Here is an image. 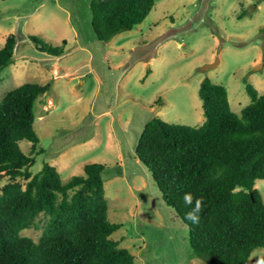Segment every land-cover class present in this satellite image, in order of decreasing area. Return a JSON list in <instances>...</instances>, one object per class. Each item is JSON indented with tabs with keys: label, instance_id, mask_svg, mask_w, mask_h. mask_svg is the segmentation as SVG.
Segmentation results:
<instances>
[{
	"label": "rangeland",
	"instance_id": "1",
	"mask_svg": "<svg viewBox=\"0 0 264 264\" xmlns=\"http://www.w3.org/2000/svg\"><path fill=\"white\" fill-rule=\"evenodd\" d=\"M90 2L0 0V48L15 36L14 62L0 70V99L22 83L51 81L33 103L42 151L29 153L30 141H19L33 157L29 170L47 162L65 182L86 163L104 164L106 218L120 224L110 238L134 264H210L194 256L187 226L155 196L159 189L135 146L153 117L202 124L197 92L205 77L226 88L236 114L250 101L245 82L264 92V0H155L140 23L108 41L93 32ZM39 42L62 52L48 53ZM8 180L0 176V189ZM254 187L264 202V178ZM46 220L38 215L20 234L37 241ZM260 257L264 247L245 264Z\"/></svg>",
	"mask_w": 264,
	"mask_h": 264
},
{
	"label": "trees",
	"instance_id": "2",
	"mask_svg": "<svg viewBox=\"0 0 264 264\" xmlns=\"http://www.w3.org/2000/svg\"><path fill=\"white\" fill-rule=\"evenodd\" d=\"M154 2L91 0L96 38L108 41L132 29ZM14 45L15 36L9 34L0 48V70L14 62ZM41 45L53 55L62 52ZM50 86L51 81L25 82L0 99V176L9 179L0 189V264H134L133 255L110 238L120 224L106 218L104 164L86 163L82 175L65 182L47 162L35 174L29 170L33 157L19 141H30L29 153L36 151L33 103ZM244 87L250 101L236 114L226 88L205 77L197 92L202 124L153 117L135 146V157L151 173L162 199L187 226L194 256L210 264H245L253 250L264 247V202L254 187L256 179L264 178V92L250 83ZM185 193L203 198L198 224L184 218L189 211ZM40 214L47 220L38 240L21 235Z\"/></svg>",
	"mask_w": 264,
	"mask_h": 264
},
{
	"label": "clouds",
	"instance_id": "3",
	"mask_svg": "<svg viewBox=\"0 0 264 264\" xmlns=\"http://www.w3.org/2000/svg\"><path fill=\"white\" fill-rule=\"evenodd\" d=\"M156 197H163V193L157 191L155 193ZM202 197L194 198L191 193H185L183 196V200L185 205L189 208V211L185 213V219L190 221L193 225L198 224L200 222V213L202 210ZM166 203V202H165ZM170 207V206H169ZM256 264H264V259L257 260Z\"/></svg>",
	"mask_w": 264,
	"mask_h": 264
},
{
	"label": "water",
	"instance_id": "4",
	"mask_svg": "<svg viewBox=\"0 0 264 264\" xmlns=\"http://www.w3.org/2000/svg\"><path fill=\"white\" fill-rule=\"evenodd\" d=\"M217 61L210 63L208 65L205 66V68H210V67H214L216 65ZM257 68V67H256Z\"/></svg>",
	"mask_w": 264,
	"mask_h": 264
}]
</instances>
